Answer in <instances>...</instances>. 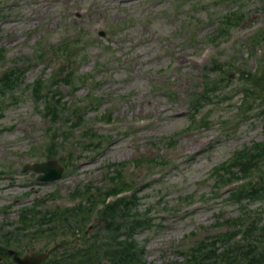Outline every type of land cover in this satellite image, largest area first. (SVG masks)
Instances as JSON below:
<instances>
[{
    "label": "rangeland",
    "instance_id": "rangeland-1",
    "mask_svg": "<svg viewBox=\"0 0 264 264\" xmlns=\"http://www.w3.org/2000/svg\"><path fill=\"white\" fill-rule=\"evenodd\" d=\"M259 33L264 38V0H0V76L24 68L13 88L0 90V236L14 234L17 250L29 244L28 251L47 247L55 256L92 250L78 253L86 254L79 264H117L115 233L135 243L127 250L132 264H188L198 241L207 249L191 264L212 249L217 264H260L248 246L264 253V196L242 193L237 202L231 194L260 181L264 154L250 163L258 172L237 186L221 185L226 173L218 169L264 144V91L252 89L247 100L238 91L253 82L241 79V70L264 77V39L258 48L252 39ZM58 67L76 75L72 88L53 89L64 107L52 110L44 107V89L39 98L32 85L54 78ZM207 84L218 90L190 115L188 95ZM74 105H85L82 123ZM108 114L113 122L103 124ZM89 125L101 141L85 133ZM49 146L62 176L38 181L24 164L49 160ZM116 168L128 182L109 180ZM108 188L121 190L100 195ZM82 204L90 212L41 226L20 221L22 209L65 212ZM110 206L118 207L112 219L105 217ZM42 228L50 230L39 234ZM232 232L230 243L241 249L223 256ZM14 243L0 248L16 249Z\"/></svg>",
    "mask_w": 264,
    "mask_h": 264
},
{
    "label": "trees",
    "instance_id": "trees-1",
    "mask_svg": "<svg viewBox=\"0 0 264 264\" xmlns=\"http://www.w3.org/2000/svg\"><path fill=\"white\" fill-rule=\"evenodd\" d=\"M243 15L239 14L236 15L234 19H242ZM260 34H257V36H255L254 40L258 41L259 44H261V41L264 39L263 36L260 37ZM259 36V37H258ZM61 71H64V68H61ZM23 73V69H15V70H9L8 72L3 73V76L0 78V90L3 89H11L14 87V85L16 84V82L19 80H21V75ZM74 71L72 70H67L65 73H63V75L61 76V81L65 82V83H69L72 81V78L74 76ZM247 74V75H246ZM248 76H251L250 72L247 71H241L240 72V77L241 79H243L244 81L246 80V78H248ZM256 76V75H255ZM252 78L251 84H247V85H243V87L241 88V91L243 92L244 96H248L249 93H253L254 88L259 87L261 91L264 90V77H262L261 75H258L254 78ZM40 86H38V84L36 86H33V91L35 89H38ZM46 101L48 100V97H45ZM48 107V105H46V108ZM77 110V109H76ZM46 115H48V113H45ZM253 149L254 152L251 154L248 150H244L242 151V153H244L245 156H241V153H238L234 156V158L226 165L225 167V173H227L228 175L224 178L226 179L229 175L233 176L232 179L228 180L227 184L232 183L234 181H236L239 178H248L250 176H253L254 174H256L259 170V168L255 167V169L253 170V166L252 164H250L252 161H254L255 157L257 156V152L261 151L260 154H264V145L263 146H258L257 143H255L253 145ZM255 171V173H254ZM222 176V175H221ZM260 181L258 183H255V185H253L251 190H246V188L242 185H239V189L238 191H233L231 196L232 198H236V201L239 202L241 200V195L242 193H244L245 197L249 198V199H256V197H261L264 196V194L260 193V189L262 187H260L262 184H264V170L262 171V173L260 174ZM236 179V180H234ZM250 181H248L247 183H249ZM251 183V182H250ZM126 186H129L128 184H126ZM252 186V185H251ZM260 187V188H259ZM121 189H107L106 193H104V195H110V194H114L117 193L118 191H120ZM131 197V201H134V193H132L130 195ZM118 199H123V198H118ZM134 205V204H133ZM79 207L82 205H78ZM118 209L117 206H110V210L107 211L108 213L105 215V217H110L111 219L114 218V216L116 214H114L112 211L113 209ZM122 209V208H119ZM67 210V211H66ZM128 210V208H127ZM66 212H60V213H51L50 211H46L43 213L42 217L40 218L41 220H37V225L41 226L43 222L47 223V220H55V218L60 217V220L62 219V215L66 214L67 216H74L76 215V208L73 207L71 209L67 208L65 209ZM84 211V210H82ZM49 215V218L46 219V216ZM121 216V215H120ZM126 216H132L135 218L137 217V214L134 213L133 211L129 210V213L126 214ZM26 219V215L24 216ZM45 218V219H44ZM44 219V220H43ZM85 220V218L80 219L78 222H83ZM228 221V220H227ZM225 221V222H227ZM254 229H257L256 227ZM45 230H50V229H45ZM44 229H40L38 231V233H43L45 231ZM112 228H109V232L112 231ZM236 234V232H232L228 234V240L229 243L224 244L223 246V252H221V255L223 256H232L234 255V252H237L235 249L239 250L241 249V246L236 244L235 242L230 243V240L233 239L234 235ZM16 236L12 233L7 232V234L1 235L0 236V244H5L8 245L11 241L12 242H17L14 243L15 244V248H17V246L21 245L20 240L15 238ZM115 241H117V243H115V247L118 244L119 245V251L116 254L111 255V257H113L116 261L117 264H132L130 258H134L135 254L134 252H131V254H129V252H127V250H132L131 248L135 247L134 244L132 243H128L127 239L125 240H118V233H115L114 235L111 236ZM227 240V242H228ZM214 240H211L208 242V244L210 246H213L214 244ZM226 242V241H225ZM102 244V243H101ZM99 244V245H101ZM200 245L196 246L193 250H192V254H191V258L187 261L188 264H191V262L194 260V257L197 256L198 253H201L202 251L207 249V243H200ZM10 245V244H9ZM27 247H29V244H25L23 246H20V251L27 249ZM250 247V260L255 261V262H261L264 263V253H259V254H255V252H252L253 250V246H248ZM18 249V248H17ZM0 253H4L5 256H7L5 254V252H3L0 248ZM254 253V254H252ZM86 255V254H84ZM82 255V256H84ZM203 257H201V260L199 262H197L196 264H217L218 262V258L216 255V250L212 249V251H205L203 254ZM133 256V257H132ZM130 257V258H129ZM138 261V259H137ZM260 263V264H261ZM0 264H9L8 262H2L0 261Z\"/></svg>",
    "mask_w": 264,
    "mask_h": 264
},
{
    "label": "water",
    "instance_id": "water-1",
    "mask_svg": "<svg viewBox=\"0 0 264 264\" xmlns=\"http://www.w3.org/2000/svg\"><path fill=\"white\" fill-rule=\"evenodd\" d=\"M27 168H31L35 172H38V179L42 181H53L59 179L62 174V167L59 166L55 161L26 164L24 166V170ZM7 253L13 254V258L17 264H38L46 257L45 253L35 251L23 256H19L18 253L13 249L7 250Z\"/></svg>",
    "mask_w": 264,
    "mask_h": 264
},
{
    "label": "flooded vegetation",
    "instance_id": "flooded-vegetation-1",
    "mask_svg": "<svg viewBox=\"0 0 264 264\" xmlns=\"http://www.w3.org/2000/svg\"><path fill=\"white\" fill-rule=\"evenodd\" d=\"M76 260V264H79L80 263V260L79 261H77V259H75ZM48 264H54L53 262H51V263H48ZM103 264H108V263H103Z\"/></svg>",
    "mask_w": 264,
    "mask_h": 264
}]
</instances>
